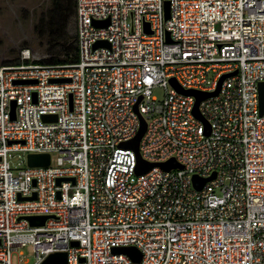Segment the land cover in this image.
Here are the masks:
<instances>
[{
	"label": "built area",
	"instance_id": "built-area-1",
	"mask_svg": "<svg viewBox=\"0 0 264 264\" xmlns=\"http://www.w3.org/2000/svg\"><path fill=\"white\" fill-rule=\"evenodd\" d=\"M75 3V63L41 65L25 49L0 66V264L24 247L34 264L55 253L67 264H134L113 253L128 247L139 264H264V0ZM59 79L69 81L50 82ZM171 79L218 90L198 107L209 135ZM140 118V158L181 169L135 174L136 154L121 145ZM30 154L50 165L28 167ZM193 177L209 181L197 190ZM32 216L49 218L30 227Z\"/></svg>",
	"mask_w": 264,
	"mask_h": 264
},
{
	"label": "water",
	"instance_id": "water-1",
	"mask_svg": "<svg viewBox=\"0 0 264 264\" xmlns=\"http://www.w3.org/2000/svg\"><path fill=\"white\" fill-rule=\"evenodd\" d=\"M168 17H169V3L166 2L165 3V20H167ZM107 25H108V21L95 23L96 27H106ZM166 39L167 41L169 40L168 33H166ZM107 46L108 45L106 42H97L94 45V48L107 47ZM68 81L69 80H66V79H59V80H51L50 82L64 83ZM21 83H35V82L29 81V82H21ZM169 83L178 93L189 95L195 98V104H194L192 113L195 118L200 120L205 125V131H206L205 133L206 135H209V131H210L209 125L200 116L198 107L201 101H203L204 99L210 96L216 95L218 93V90L214 93H201V92L193 91V90H183L177 85V83L173 79H171ZM258 104H259L260 115H264V82L258 85ZM69 106L71 109V96L70 95H69ZM136 107L137 105L135 106V111H137ZM15 108H16L15 102H11L10 119L12 120H14L15 118ZM42 120L44 122H52V121H56V117L51 116V115H45L42 117ZM145 131H146V123L142 118H140V127H139V130L136 136L131 141L121 145V147H123L124 149H131L136 154L135 174L143 175L155 167H159L164 171H169L172 169H181V166L175 163L174 160H170L165 163H148V162L143 161L140 158L138 154V148H139V143L143 135L145 134ZM26 159H27L28 167H48L50 165V156L48 154H30L27 156ZM61 181H62L61 179L57 180L56 181L57 185H59ZM207 181H209V179H199L197 177L192 178L193 186L197 190L202 189V187L205 185ZM33 185H35L34 182H33ZM35 198H36V195L33 194V197L27 198V199L24 198L22 200L23 201L34 200ZM48 218L49 216L24 217V219L28 222L30 227L44 226ZM77 245L78 244L76 242L71 243L72 247H76ZM113 253H122V254L127 255L134 264H139L141 261V253L134 247L115 248L113 249ZM80 262L83 263L84 259L81 258ZM42 264H67V255L66 253H55V254L49 255Z\"/></svg>",
	"mask_w": 264,
	"mask_h": 264
},
{
	"label": "rangeland",
	"instance_id": "rangeland-1",
	"mask_svg": "<svg viewBox=\"0 0 264 264\" xmlns=\"http://www.w3.org/2000/svg\"><path fill=\"white\" fill-rule=\"evenodd\" d=\"M49 4L50 0H0V63L18 58L22 50L29 49L27 44L32 37L33 24ZM72 31L74 34L75 30ZM37 46L35 44L32 51L29 49L33 53L30 54L35 61L45 60L46 54ZM152 95L160 101L164 97V90L155 88ZM19 253L23 256L22 260H18ZM11 262L34 264L35 259L30 248L24 247L11 254Z\"/></svg>",
	"mask_w": 264,
	"mask_h": 264
},
{
	"label": "trees",
	"instance_id": "trees-1",
	"mask_svg": "<svg viewBox=\"0 0 264 264\" xmlns=\"http://www.w3.org/2000/svg\"><path fill=\"white\" fill-rule=\"evenodd\" d=\"M72 30H75L74 34ZM35 44L46 54L45 60L37 62L41 65H66L77 61L75 0H50L33 24L32 37L27 46L32 51ZM17 63L19 56L1 62L0 66Z\"/></svg>",
	"mask_w": 264,
	"mask_h": 264
}]
</instances>
